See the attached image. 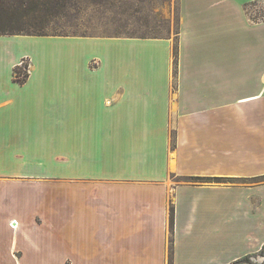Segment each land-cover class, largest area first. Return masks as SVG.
<instances>
[{
  "label": "crops",
  "instance_id": "obj_1",
  "mask_svg": "<svg viewBox=\"0 0 264 264\" xmlns=\"http://www.w3.org/2000/svg\"><path fill=\"white\" fill-rule=\"evenodd\" d=\"M248 1L179 0L176 59L166 36L0 34V264L264 260Z\"/></svg>",
  "mask_w": 264,
  "mask_h": 264
},
{
  "label": "rangeland",
  "instance_id": "obj_2",
  "mask_svg": "<svg viewBox=\"0 0 264 264\" xmlns=\"http://www.w3.org/2000/svg\"><path fill=\"white\" fill-rule=\"evenodd\" d=\"M179 6V0H67L64 5L45 0V4L22 19L11 33L138 38L166 36L174 41L176 59ZM245 10L252 20H264V0L248 1ZM260 255L259 259L264 256V247ZM260 260V264H264V260Z\"/></svg>",
  "mask_w": 264,
  "mask_h": 264
},
{
  "label": "trees",
  "instance_id": "obj_3",
  "mask_svg": "<svg viewBox=\"0 0 264 264\" xmlns=\"http://www.w3.org/2000/svg\"><path fill=\"white\" fill-rule=\"evenodd\" d=\"M66 1L52 0L56 5H64ZM43 4H45V0H0V34H13L11 31L15 30V26ZM21 71L20 68L18 71L15 70L16 73H20ZM14 79L21 82L24 78L19 79L14 76ZM170 211L172 219V209Z\"/></svg>",
  "mask_w": 264,
  "mask_h": 264
},
{
  "label": "built area",
  "instance_id": "obj_4",
  "mask_svg": "<svg viewBox=\"0 0 264 264\" xmlns=\"http://www.w3.org/2000/svg\"><path fill=\"white\" fill-rule=\"evenodd\" d=\"M28 63H26L25 59H21L18 62V66L16 67V70L18 71L19 68L22 70L20 73H16L15 72V77L19 78V79H23L24 77H26L28 75V70H29V65H27ZM14 221V220H13ZM16 224V223H15Z\"/></svg>",
  "mask_w": 264,
  "mask_h": 264
},
{
  "label": "bare ground",
  "instance_id": "obj_5",
  "mask_svg": "<svg viewBox=\"0 0 264 264\" xmlns=\"http://www.w3.org/2000/svg\"><path fill=\"white\" fill-rule=\"evenodd\" d=\"M173 161V160H172Z\"/></svg>",
  "mask_w": 264,
  "mask_h": 264
}]
</instances>
